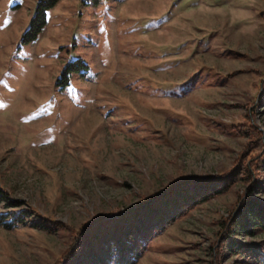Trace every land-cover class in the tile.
Instances as JSON below:
<instances>
[{
  "label": "rangeland",
  "instance_id": "obj_1",
  "mask_svg": "<svg viewBox=\"0 0 264 264\" xmlns=\"http://www.w3.org/2000/svg\"><path fill=\"white\" fill-rule=\"evenodd\" d=\"M37 3L0 0V264H54L97 214L233 169L247 113L264 143V0H58L28 37ZM246 188L177 217L136 264H218Z\"/></svg>",
  "mask_w": 264,
  "mask_h": 264
},
{
  "label": "trees",
  "instance_id": "obj_2",
  "mask_svg": "<svg viewBox=\"0 0 264 264\" xmlns=\"http://www.w3.org/2000/svg\"><path fill=\"white\" fill-rule=\"evenodd\" d=\"M57 2L38 0L26 36L39 35L47 22L48 9ZM235 128L238 133L254 137L244 149L248 155L246 161L240 159L241 164L221 173L180 176L141 202L117 212L97 214L75 230L69 247L54 264H136L147 250L148 242L163 233L177 217L225 192L238 179L244 180L247 188L239 197L238 215L230 217L222 230L216 262L221 264L225 252L232 251L248 263L264 264V239H237L241 234L264 231V198L257 196L264 193V150L260 154L264 143L261 131L248 113ZM0 192H4L1 187ZM45 223V227L52 230L64 225L51 217L46 218Z\"/></svg>",
  "mask_w": 264,
  "mask_h": 264
}]
</instances>
